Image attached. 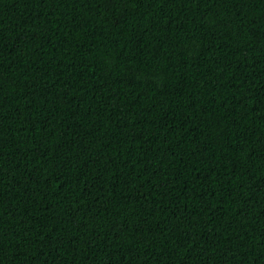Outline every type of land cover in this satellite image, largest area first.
<instances>
[{
	"label": "trees",
	"instance_id": "trees-1",
	"mask_svg": "<svg viewBox=\"0 0 264 264\" xmlns=\"http://www.w3.org/2000/svg\"><path fill=\"white\" fill-rule=\"evenodd\" d=\"M0 264H264V0H0Z\"/></svg>",
	"mask_w": 264,
	"mask_h": 264
}]
</instances>
